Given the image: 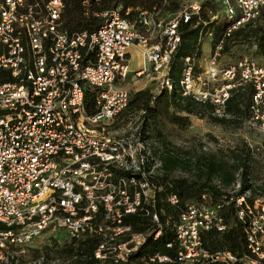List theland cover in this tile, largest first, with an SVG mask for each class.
Returning a JSON list of instances; mask_svg holds the SVG:
<instances>
[{
  "label": "built area",
  "instance_id": "obj_1",
  "mask_svg": "<svg viewBox=\"0 0 264 264\" xmlns=\"http://www.w3.org/2000/svg\"><path fill=\"white\" fill-rule=\"evenodd\" d=\"M167 2L134 13H96L102 22L88 33L64 28L63 0H0V264H11V248L23 251L45 231L95 239V258L114 263L128 262L149 236H160L155 193L162 188L156 178L162 163L148 155L147 139L119 138L113 126L128 106L131 76L154 75L161 89L173 88L169 71L182 22L209 26L200 31L201 47L207 37L214 40L211 24L229 23L203 71L197 53L185 58L184 95L213 103L222 116L232 90L250 84L246 123L264 131V65L250 56L230 64L219 60L225 41L260 16L264 0H217L215 11L195 1L166 13ZM88 87L95 91L92 113L85 109ZM240 186L238 177L235 190ZM250 195L216 203L204 195L202 202L188 203L174 224L175 257L156 253L145 264H262L264 195L252 203ZM231 200L245 223L248 252L242 255L202 244V231L228 229L222 211ZM170 201L176 204L178 197ZM134 215H150L151 227L136 230Z\"/></svg>",
  "mask_w": 264,
  "mask_h": 264
},
{
  "label": "trees",
  "instance_id": "obj_2",
  "mask_svg": "<svg viewBox=\"0 0 264 264\" xmlns=\"http://www.w3.org/2000/svg\"><path fill=\"white\" fill-rule=\"evenodd\" d=\"M64 10L62 20L64 28L70 32L96 31L102 18L96 13L107 9H119L125 13L128 9L134 13L138 9L147 10L164 0H63ZM174 0H168L166 11H176L179 5L170 10V4ZM205 6V4H204ZM215 11L213 4L209 5ZM206 20L208 16L202 13ZM196 20L181 23V41L171 61L169 77L173 82V88L161 89L158 93H152L149 89H142L130 93L127 109L140 110V133L147 138V142H153L154 152L160 159L162 166L159 171L158 185L161 190L155 193L156 211L162 222V233L157 239L149 236L140 246L137 252L130 256L126 263L102 262L95 258L94 250L97 240L87 238L85 240L71 239L54 252L56 257L62 258L66 264H145L149 257L158 253L175 257L177 245L175 243L174 224L179 214L190 202H202L203 196L210 203H216L220 198L242 196L250 190L251 195L246 197L249 202L254 198L264 195V184H259V159L258 151H264V141L256 149L246 141L237 142L234 146H217L209 148L202 144L183 146L171 139L169 126H177L181 130L191 124L190 116L207 118L215 124L227 128H237L250 117V104L254 94V87L250 84L234 88L226 102L225 114H215V105L209 101L201 102L191 95H184L180 84L184 60L187 56L201 53L199 43L200 31L205 32L209 26L203 23L195 26ZM228 21L222 20L211 24L214 30V44L218 42L228 25ZM250 40L255 43L258 53L264 57V9L260 16L237 29L231 38L225 41L223 52L229 49L230 41ZM94 89H86V112L92 113L96 109ZM123 114L121 116H123ZM238 177L241 186L235 190L234 184ZM176 195L178 202L173 204L170 197ZM228 229L219 232L216 229L201 232L202 244L212 252L229 250L239 255L248 252L245 235V223L238 217V208L233 200L227 203L222 211ZM135 229L142 231L151 227V216L134 215L130 219ZM0 228H5L0 224ZM156 228V227H155ZM173 242L172 247L167 244ZM37 257H43L38 249L33 250ZM49 256V253L46 254ZM11 264L17 263L11 256ZM160 264H172L168 262ZM210 264H227L225 262H212ZM243 264V263H237ZM264 264V260L262 261Z\"/></svg>",
  "mask_w": 264,
  "mask_h": 264
},
{
  "label": "rangeland",
  "instance_id": "obj_3",
  "mask_svg": "<svg viewBox=\"0 0 264 264\" xmlns=\"http://www.w3.org/2000/svg\"><path fill=\"white\" fill-rule=\"evenodd\" d=\"M195 1L208 6L213 4L215 8L216 6L219 8L217 0H174V3L170 4V10L181 3L186 4ZM169 12L171 11H166V13ZM213 48L214 42L207 37L202 44L201 53L197 56L196 64L198 71L204 70L210 56L213 54ZM133 52V64L139 66V55L134 49ZM243 56H250L264 65V57L258 53L255 43L244 39L241 41H230L229 49L221 53L219 60L222 64H230L239 61ZM126 88L131 94L142 89H149L152 93L161 91L160 83L154 75H143L140 78L131 76L127 80ZM142 113L140 110L127 109L113 126V130H115L113 134L124 139H147L140 133L139 129ZM190 119L191 124L184 130H181L177 126H169L171 139H174L179 145L202 144L215 149L219 145L225 147L234 146L237 142L246 141L251 148L257 150V147L261 146L264 141V131L246 122L237 128H227L223 125L215 124L207 118L191 115ZM146 146L150 158L156 157L153 142H147ZM257 158L260 161L258 171L260 180H258V183L264 184V151H258ZM70 240L71 238L65 232L54 233L52 231H45L36 236L28 246L24 247L23 251L20 248H11L9 253L10 263L12 259L11 255H13L16 262L21 264H66V261H63L62 258L56 257L54 251ZM34 249H38L39 252L37 253L44 255V259L43 257H37L33 251ZM47 253H49V256H46ZM2 264H5V261Z\"/></svg>",
  "mask_w": 264,
  "mask_h": 264
},
{
  "label": "crops",
  "instance_id": "obj_4",
  "mask_svg": "<svg viewBox=\"0 0 264 264\" xmlns=\"http://www.w3.org/2000/svg\"><path fill=\"white\" fill-rule=\"evenodd\" d=\"M133 67H137V66H135L134 64H133ZM127 85V84H126Z\"/></svg>",
  "mask_w": 264,
  "mask_h": 264
}]
</instances>
